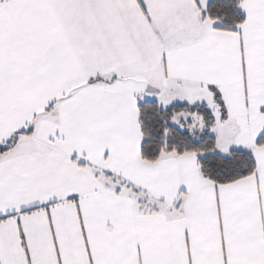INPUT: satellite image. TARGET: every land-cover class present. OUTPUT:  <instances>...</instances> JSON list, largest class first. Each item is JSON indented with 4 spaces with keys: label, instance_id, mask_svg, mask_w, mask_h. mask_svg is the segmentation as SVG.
<instances>
[{
    "label": "snow or ice",
    "instance_id": "obj_1",
    "mask_svg": "<svg viewBox=\"0 0 264 264\" xmlns=\"http://www.w3.org/2000/svg\"><path fill=\"white\" fill-rule=\"evenodd\" d=\"M0 264H264V0H0Z\"/></svg>",
    "mask_w": 264,
    "mask_h": 264
}]
</instances>
